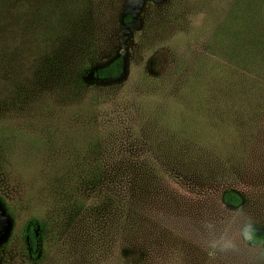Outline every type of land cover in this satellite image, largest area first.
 I'll list each match as a JSON object with an SVG mask.
<instances>
[{"label": "rangeland", "instance_id": "374dc122", "mask_svg": "<svg viewBox=\"0 0 264 264\" xmlns=\"http://www.w3.org/2000/svg\"><path fill=\"white\" fill-rule=\"evenodd\" d=\"M255 3L0 0V264H264Z\"/></svg>", "mask_w": 264, "mask_h": 264}, {"label": "trees", "instance_id": "16d2710c", "mask_svg": "<svg viewBox=\"0 0 264 264\" xmlns=\"http://www.w3.org/2000/svg\"><path fill=\"white\" fill-rule=\"evenodd\" d=\"M253 6L254 7L252 8L249 7L250 11L246 14V17L243 20L245 24L247 23L249 26L250 25L252 26L253 32H257L253 28L258 26V22L259 24L264 26V0H256L255 5ZM235 16L236 18H239L238 14H235ZM252 36L254 39L259 37L258 35L256 37L255 33ZM123 71H124V60L122 57H119L108 66L97 70L95 75L97 78L102 80L117 79L123 74ZM223 201L230 206L238 207L242 203V198L237 193L228 190L224 193ZM29 235L34 249L36 248V235L33 229L29 231Z\"/></svg>", "mask_w": 264, "mask_h": 264}]
</instances>
